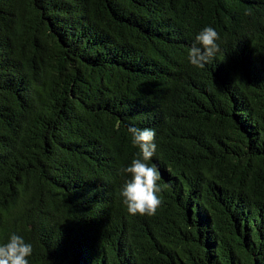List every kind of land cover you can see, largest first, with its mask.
<instances>
[{"label":"trees","instance_id":"1","mask_svg":"<svg viewBox=\"0 0 264 264\" xmlns=\"http://www.w3.org/2000/svg\"><path fill=\"white\" fill-rule=\"evenodd\" d=\"M129 127L156 131L155 215L121 196ZM13 233L29 264H264V0H0V245Z\"/></svg>","mask_w":264,"mask_h":264},{"label":"clouds","instance_id":"2","mask_svg":"<svg viewBox=\"0 0 264 264\" xmlns=\"http://www.w3.org/2000/svg\"><path fill=\"white\" fill-rule=\"evenodd\" d=\"M220 36L211 27H205L197 36L196 43L189 49V62L196 67L203 68L210 59L220 51L217 43ZM199 45V46H197ZM132 143L139 148L137 158L131 165L121 169L122 174L130 175L122 188L121 196L131 215H155L163 204L159 195L162 191L158 184L161 179L158 169L149 166L148 161L156 154L155 129H139L129 127ZM33 253V245L15 233L11 234L8 242L0 245V264H29Z\"/></svg>","mask_w":264,"mask_h":264}]
</instances>
